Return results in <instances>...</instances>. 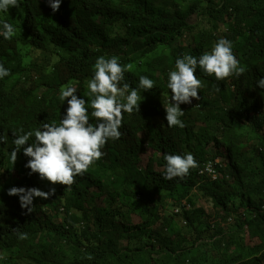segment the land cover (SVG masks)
I'll return each mask as SVG.
<instances>
[{"label": "trees", "instance_id": "1", "mask_svg": "<svg viewBox=\"0 0 264 264\" xmlns=\"http://www.w3.org/2000/svg\"><path fill=\"white\" fill-rule=\"evenodd\" d=\"M35 2L0 12L17 30L0 35V65L10 70L0 79V135L8 137L0 143V264H264V89L256 85L264 78V0H61L56 12ZM221 38L246 71L217 81L197 69L200 100L180 105L184 128L168 127L175 60L199 58ZM100 56L131 65L122 81L130 87L142 75L154 81L140 93L139 112L123 113L122 136L106 142L70 191L30 169L22 184L12 182L16 168L24 178L21 155L14 165L8 159L12 131L59 125L68 107L62 89L75 88L97 123L88 81ZM165 153H191L199 166L215 157L228 178L211 181L193 168L165 180ZM7 182L55 194L34 198L28 213ZM161 190L174 201L160 206L169 199ZM253 236L260 242H247Z\"/></svg>", "mask_w": 264, "mask_h": 264}, {"label": "clouds", "instance_id": "2", "mask_svg": "<svg viewBox=\"0 0 264 264\" xmlns=\"http://www.w3.org/2000/svg\"><path fill=\"white\" fill-rule=\"evenodd\" d=\"M47 3L52 11L56 12L61 0H47ZM10 7L20 8V0H0V12L8 13ZM16 31V28L7 21L0 22V35L4 39H11ZM232 49V42L221 38L210 52L201 54L199 58L184 55L175 60L176 70L168 74L167 88L171 90L169 105L164 107L168 127L184 128L185 124L179 119L184 115L180 105L191 104L192 99L200 100L198 90L202 84L195 74L197 69L207 76L214 75L217 81H223L233 75L239 77L246 71L244 66H240V61ZM130 68L131 65L122 66L118 63L115 56L107 59L104 56L98 57L94 65V74L88 81L90 95L93 97L90 101L91 116L97 123L93 125L89 122L87 102L74 94L77 90L73 87L64 88L60 92V100L65 101L67 98L68 107L59 125L42 122L38 129L25 131L23 127H19L12 131L14 147L8 153L10 164H15L17 154L21 155L23 163L28 157L25 167L30 169L29 175L38 174L40 180H47L51 185L66 186L65 190L70 191L75 182L74 178L83 175L90 165L102 158L104 155L102 148L106 142L122 136L119 129L122 127L123 113L139 112V105L143 100L141 91L154 87V81L143 75L139 77L137 87L122 83L125 72ZM9 74L10 70L0 65V79ZM256 85L264 89V78H260ZM7 139L6 134L0 135V143L7 142ZM210 143L214 144V141ZM163 159L166 161L163 171L165 180L174 178L183 180L190 169L199 167L191 153H185L183 156L165 153ZM206 159L216 158L204 157L203 161ZM216 164L222 167L218 160ZM18 186L20 185H13L7 194L18 196L20 207L26 209L28 213L33 211L34 198L46 200L55 194L54 187L44 192L35 187ZM13 231L19 239H27V233H20L18 228H14ZM254 238H257L258 242L261 240L259 236H253Z\"/></svg>", "mask_w": 264, "mask_h": 264}, {"label": "rangeland", "instance_id": "3", "mask_svg": "<svg viewBox=\"0 0 264 264\" xmlns=\"http://www.w3.org/2000/svg\"><path fill=\"white\" fill-rule=\"evenodd\" d=\"M31 1H32V6H33V7H37L36 4H35V3H36L35 0H31ZM46 5L49 6L47 3H46ZM192 100H193V99H192ZM238 123H240V122H238ZM263 132H264V131H263ZM214 150H215L214 146H213L212 144H210V145H209V148H208V151H214ZM220 152H221L220 149H218V154H222V153H220ZM151 154H152V153H148V155H147L146 157H147V158L150 157ZM25 157H26V156H25ZM205 157H206V156H205ZM219 158H220V160H221L222 162H225V161H226V159H225V157L223 156V154H222V156L219 157ZM27 160H28V157H26L25 161L27 162ZM26 162L23 163V164H21V168H23V171H24V172H23V176H24V178H23V179L21 178L22 175L18 172V170H17V168H16L14 171H12V175H11L12 182H14V183H18V184H22V183L24 182V179H25L26 173L29 172V170L25 167ZM7 185H8L9 187H12V186H13V184H10L9 182H7ZM194 190H195V189H194ZM160 192L163 193L165 196H167V197L169 198V199L165 200V197L162 196V199H159V200H158V204H159L160 206H166V205H168L170 202L174 201L175 196H174L173 194L168 193V192L163 191V190H161ZM202 203H203V201L200 200L198 204H202ZM231 237H233V236H231ZM231 237H230V238H231ZM246 240H247V242H249V243H257V242L259 241L257 238L250 239V240H249L248 238H246ZM49 264H50V263H49Z\"/></svg>", "mask_w": 264, "mask_h": 264}, {"label": "built area", "instance_id": "4", "mask_svg": "<svg viewBox=\"0 0 264 264\" xmlns=\"http://www.w3.org/2000/svg\"><path fill=\"white\" fill-rule=\"evenodd\" d=\"M217 159H206L201 163V166L197 168V175L200 177H205L208 180L214 181L220 178H228L227 174H224L222 172L223 167H218L217 164ZM218 167V168H217ZM181 205L188 207V202L184 199L181 201ZM62 208L60 207V210Z\"/></svg>", "mask_w": 264, "mask_h": 264}]
</instances>
